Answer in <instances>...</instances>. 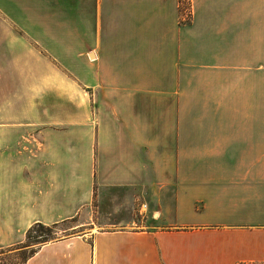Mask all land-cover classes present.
I'll return each instance as SVG.
<instances>
[{
    "label": "crops",
    "instance_id": "0c3cea01",
    "mask_svg": "<svg viewBox=\"0 0 264 264\" xmlns=\"http://www.w3.org/2000/svg\"><path fill=\"white\" fill-rule=\"evenodd\" d=\"M85 214L27 264H264V0H0V249Z\"/></svg>",
    "mask_w": 264,
    "mask_h": 264
},
{
    "label": "trees",
    "instance_id": "16d2710c",
    "mask_svg": "<svg viewBox=\"0 0 264 264\" xmlns=\"http://www.w3.org/2000/svg\"><path fill=\"white\" fill-rule=\"evenodd\" d=\"M69 221L71 220L55 223L52 225H46L44 223H36L29 229L25 242L15 245V246L0 249V264H27L30 258L36 254V252L38 251L41 245L47 242L53 241L54 239L57 238L56 234L60 226L64 224L65 222H69ZM33 242L41 244V245L34 247L29 253H23L22 256L19 257L18 261L10 262L8 260V257H6L10 255L12 251L17 249L16 248L17 246L21 248V247H24L26 244H30Z\"/></svg>",
    "mask_w": 264,
    "mask_h": 264
},
{
    "label": "rangeland",
    "instance_id": "374dc122",
    "mask_svg": "<svg viewBox=\"0 0 264 264\" xmlns=\"http://www.w3.org/2000/svg\"><path fill=\"white\" fill-rule=\"evenodd\" d=\"M186 7L189 8V4H187ZM150 219L153 220L152 215L150 216ZM92 220L93 219H92L91 216H89L88 214H85L82 217L73 219V220H71L69 222H65L64 224H62L60 226V228H59V230H58V232L56 234L57 238L54 239V240L83 234L89 228L88 224H90V222ZM150 222H151V220H150ZM40 245L41 244L33 242V243H30V244H26L24 247H21V248L17 246L16 247L17 249L12 251V253L10 255L6 256V257H8V260L10 262L11 261H14V262L18 261L19 257H21L23 253H29L34 247H37V246H40Z\"/></svg>",
    "mask_w": 264,
    "mask_h": 264
},
{
    "label": "built area",
    "instance_id": "2783aa9c",
    "mask_svg": "<svg viewBox=\"0 0 264 264\" xmlns=\"http://www.w3.org/2000/svg\"><path fill=\"white\" fill-rule=\"evenodd\" d=\"M185 14H186V17L190 18V16H191V4H189V8L186 7ZM240 264H263V263H257V262H242Z\"/></svg>",
    "mask_w": 264,
    "mask_h": 264
}]
</instances>
